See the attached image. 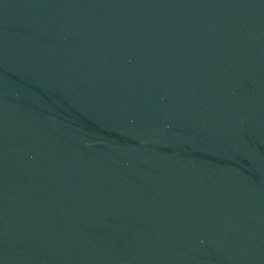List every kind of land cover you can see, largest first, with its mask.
<instances>
[{
  "label": "water",
  "instance_id": "obj_1",
  "mask_svg": "<svg viewBox=\"0 0 264 264\" xmlns=\"http://www.w3.org/2000/svg\"><path fill=\"white\" fill-rule=\"evenodd\" d=\"M0 264H264V0H0Z\"/></svg>",
  "mask_w": 264,
  "mask_h": 264
}]
</instances>
